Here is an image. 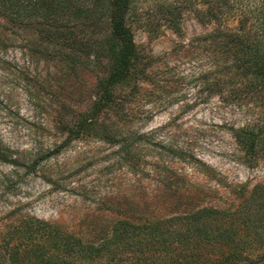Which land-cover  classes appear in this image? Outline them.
<instances>
[{"label":"rangeland","instance_id":"1","mask_svg":"<svg viewBox=\"0 0 264 264\" xmlns=\"http://www.w3.org/2000/svg\"><path fill=\"white\" fill-rule=\"evenodd\" d=\"M207 4L131 0L126 26L140 62L148 64L149 79L138 81L125 103L124 111L134 116L132 127L110 110L101 114L107 126L121 127L115 143L95 137L65 143L57 120L58 112L89 111L96 82L106 77L107 0H90L64 28L81 46L60 49L79 54L74 68L54 57L53 44L44 43L48 49L43 54H31L26 31L13 35L1 30L11 41L0 45V147L17 163L0 161V244L16 252L17 264L34 260L25 250L37 239L23 231L25 237L14 235L7 244L3 240L26 216L57 225L56 240L73 250L69 264L137 263L133 256L138 250L143 258L147 254L146 264H218L207 260L206 244L199 253L185 249V244L180 249L170 244L165 255L135 238L128 239L135 247L122 250L107 240L110 226L118 218L143 219L199 206L232 210L240 203L253 213L252 224L236 226V237L225 245L226 256L235 255L232 264H264V212L256 209L264 204V155L250 164L245 161L233 129L242 127L250 114L242 117L235 102L222 103L219 93H206V70L214 67L213 59L224 63L225 55L230 61L234 54L240 56L229 46L222 53L221 42L212 37L236 27L238 16L232 11L218 19L206 10ZM246 71L251 69L234 74V81H243ZM132 87H124V93ZM258 100L261 109L256 108L254 116L264 119V98ZM134 132L144 136L128 154L119 142ZM35 159L41 160L33 171ZM251 191V202L237 195Z\"/></svg>","mask_w":264,"mask_h":264},{"label":"trees","instance_id":"2","mask_svg":"<svg viewBox=\"0 0 264 264\" xmlns=\"http://www.w3.org/2000/svg\"><path fill=\"white\" fill-rule=\"evenodd\" d=\"M89 1L0 0V45L11 41V37L2 36L1 30L4 28L13 35L18 31H26L30 35L26 45L30 53L40 51L43 54V51L48 49L44 43H51L54 57L66 60L65 62L74 68L81 58L79 54L66 53L60 49H65L64 46L67 45L77 50L81 46L76 37L66 32L64 28L67 27L70 18H76L82 13L85 9L84 5ZM206 3H208L206 10L213 15H218V19L229 15L232 11H235L238 16L236 27L224 28L212 37L221 42L222 53H227L229 49L225 47L229 46L234 52H240V56L234 54L230 61L225 55L224 63H218L213 59L214 67L206 70V93L209 95L219 93V100L222 103L235 102V109L242 117L250 114V118L242 127L233 129L234 139L245 155V161L250 164L264 155V119L254 116L256 108L261 109L258 98H264L263 94L259 95L260 92L264 93V0H206ZM106 10L109 32L106 44L109 60L107 74L105 78H98L96 82L89 111H71L65 115L61 112L57 113L58 124L66 136L65 143L82 137H95L106 143L117 142L116 137L121 127L117 128L118 125L114 123L107 126L103 120H100L101 114H106L110 110L118 116V119H123L132 127L134 116L124 111L125 103L131 100V94H134L133 90L137 87V82L149 79L148 64L140 62L141 55L134 47L126 26L132 14L131 0H107ZM247 68L251 71L243 73L244 80L235 82L233 77ZM130 84L133 86L132 90L124 93L123 88ZM138 110L139 108H136V111ZM143 136L142 133L134 132L131 133L130 138L126 139L131 140L128 144L125 143V139H121L119 143L124 142L121 146L130 154L135 141ZM60 147L62 146L56 147L53 150L54 153H57ZM174 152L172 151L173 156L178 155ZM40 160H33L31 165L33 171ZM0 161L11 165L17 163L12 154L7 150H1V147ZM237 195L243 198L242 201L245 203L254 199L253 191L239 192ZM162 203L167 205L164 200ZM263 206L264 204H259L256 208L257 212L263 213ZM234 208L232 211L229 208L223 209L216 206H199L183 213L167 211L168 214H154L143 219L118 218L110 226V238L107 240H113L122 250H127L128 247H135L134 244L128 243V239L136 238L138 244L144 242L150 246L149 249L152 252L165 255L169 254L170 244H173L175 249H180L182 244H185V249L191 252L198 250V253L201 246L206 244L209 248H206L207 260L218 264H232L235 255L226 256L225 245L236 237V226L239 223L252 224L250 216L253 214L248 210L247 204L240 203ZM243 213L246 214V218L242 217ZM260 220L264 221V217H260ZM260 223L264 224L261 221ZM23 231L29 238L37 239V241L25 250V253L33 255L34 260H26L18 264H57V262L69 264L68 259L73 250L56 240L59 231L55 223L26 216L18 221V227L8 233V237H4L6 240H3V243L7 244L14 235L25 237ZM2 245L0 244V264H17L13 257L16 252L3 250ZM233 249H236V244L232 246ZM142 252L138 250V256H133L137 263L131 264H146L147 254L143 258ZM197 259L199 260V257ZM187 264L192 263L187 262Z\"/></svg>","mask_w":264,"mask_h":264}]
</instances>
